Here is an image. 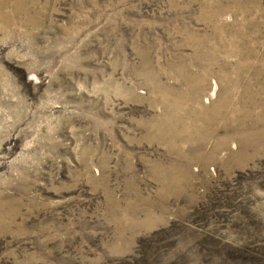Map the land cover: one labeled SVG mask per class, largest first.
<instances>
[{
  "label": "rangeland",
  "instance_id": "374dc122",
  "mask_svg": "<svg viewBox=\"0 0 264 264\" xmlns=\"http://www.w3.org/2000/svg\"><path fill=\"white\" fill-rule=\"evenodd\" d=\"M0 264H264V0H0Z\"/></svg>",
  "mask_w": 264,
  "mask_h": 264
},
{
  "label": "bare ground",
  "instance_id": "6f19581e",
  "mask_svg": "<svg viewBox=\"0 0 264 264\" xmlns=\"http://www.w3.org/2000/svg\"><path fill=\"white\" fill-rule=\"evenodd\" d=\"M168 92L170 91L166 90L158 96V100L163 103L165 112L163 114V117H161L159 121H157L153 126V128H156L155 130H157V138L167 136L169 137L168 142L171 144L175 143L178 140H181L182 142H188V138L187 136L185 137L184 133L186 129L193 127V125L182 123V120H184L186 117H191L193 119L195 118L194 120L199 119L205 123L214 116H217L215 111L210 116V108L204 107L203 110H197V108L194 106V103L199 100V91L197 92V94L191 95L188 100H184L183 97L178 95V101L172 100L170 102V97L167 94ZM175 108H179L180 110H182L181 118L174 121L166 119V112Z\"/></svg>",
  "mask_w": 264,
  "mask_h": 264
}]
</instances>
